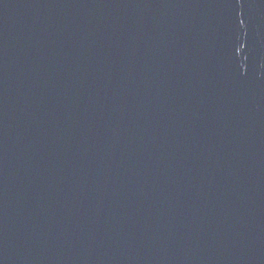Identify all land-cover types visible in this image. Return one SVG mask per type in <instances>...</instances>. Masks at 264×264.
<instances>
[{"label": "water", "instance_id": "obj_1", "mask_svg": "<svg viewBox=\"0 0 264 264\" xmlns=\"http://www.w3.org/2000/svg\"><path fill=\"white\" fill-rule=\"evenodd\" d=\"M0 264H264V0H0Z\"/></svg>", "mask_w": 264, "mask_h": 264}]
</instances>
